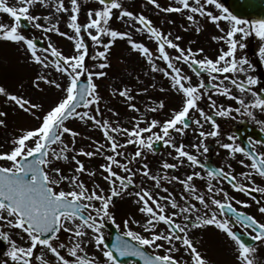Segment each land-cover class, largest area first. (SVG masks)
<instances>
[{
    "label": "snow or ice",
    "instance_id": "1",
    "mask_svg": "<svg viewBox=\"0 0 264 264\" xmlns=\"http://www.w3.org/2000/svg\"><path fill=\"white\" fill-rule=\"evenodd\" d=\"M148 2L164 13L186 15V19L196 25L197 33L201 31V27L195 16L198 14L206 18L223 33L213 36L212 39L223 41L227 46L226 50L221 48L215 59L206 55L197 59L198 54L204 51L202 48L193 51L191 47L187 49L181 47L179 43L169 38L171 33L165 34L147 16L128 10L124 0H97V7L86 10V22L79 21L81 0H69L70 7L65 5V0H55L54 4L52 0H19V7L9 6L6 0H0V12L8 14L13 21L11 24L0 23V41L18 45L24 49L30 61L39 65L41 69H54L63 81L58 82L46 74L36 75L33 81L35 88L42 91L40 84L43 83L62 93L47 110L42 109L40 102L9 93L5 87L0 86V94L37 122L32 127L21 129L19 134L12 138L11 148L6 152H0V161L10 163V166H0V225L6 224L9 228L19 230V239L25 241L24 244H18L16 240L10 238L8 232L0 231V239L10 244L7 256L13 264H33L36 250L41 254L35 256V259L40 260L42 264H48L45 256L49 253L54 257V264H120L118 256L138 257L142 264H212L206 255L198 250L197 242L190 237V230L205 229H215L225 235L232 245L235 264H257L256 248L249 244L244 236L264 243V222L254 215L238 210L233 201L236 205L244 207L249 205L246 201L230 196L228 191L214 185L212 181L214 179L218 183L226 181L232 189L244 194H250V185L240 183L230 170L229 164L227 166L229 171L223 168L209 169L206 192H201L195 181L205 180V177L195 169L197 167L203 169L205 165L196 154L185 150L183 143L179 145L175 143L172 133L185 135L190 122L203 128L200 119H193L190 116L192 110L198 112L203 121L209 122L212 127L209 132L201 130L200 137L219 135L220 126L216 119L199 107L198 102L204 96H207L212 107L216 109L215 116L218 117H230L233 112L242 111L248 117H253L254 109L264 112V95L254 90L258 79L248 74L253 65L246 57L238 58L236 55L238 48H245L244 39L254 34L261 41L259 55L264 59V19L251 21L241 19L219 0L203 2L177 0L178 6L163 7L158 0ZM35 5L52 7L55 13H68L67 27L72 30V34L60 30L58 19L51 23V15L42 17L39 14H32L31 10ZM208 6H214L219 10L218 14H214ZM114 17L115 21L134 23L129 25V28L121 30L114 26ZM22 18L43 33H56L67 37L73 42L72 54L65 55L51 42L43 49L38 48L36 40L21 31ZM41 19L49 23H41ZM221 21L227 23V30L221 27ZM133 30L146 33L149 39L155 41V50L134 39ZM85 34L92 44L97 46L94 55L90 57L94 61L92 64L86 63L89 48L85 42ZM180 39V36L175 37V41ZM118 40L125 42L130 52L137 53L145 60L153 73H161L167 78L169 88L180 97L179 107L171 110L169 118L147 120L144 114H140L139 117H132L133 126L128 128L122 127L119 121H116L114 126L101 116L102 97L96 80L107 75L104 69L110 67L111 49ZM169 50H175V54ZM157 61L163 62L164 66L158 65ZM178 63L187 65L200 78L198 83L193 84L192 77L184 73L182 68L177 66ZM205 73L206 78L203 75ZM223 73L245 74L244 79L239 75L230 78V85L238 90L237 94H233L230 87L224 86L222 80L210 86V82L219 80V74ZM224 79L229 77L226 76ZM149 87L155 88L156 85L153 83L141 88L137 94L147 93ZM163 91L164 88H160V92ZM210 91L236 101L239 106L233 108L231 105L228 107L217 105L212 96L208 95ZM132 93V88L123 87L114 89L112 95L123 98L128 109L140 113V108L132 102L134 100ZM249 94L251 99L246 102ZM164 108L165 101L160 100L155 107H150L147 111L155 113ZM6 115L0 111V117ZM70 120H79L86 126L90 125L93 129L100 130L103 142L92 140L91 144L94 145L92 150L85 147L77 149L76 140L81 133L67 125L66 122ZM142 123H146V126L141 127ZM0 126H5V119L0 118ZM145 133L148 135H143ZM117 135L126 137L123 143L117 141ZM66 137L69 138V143H65ZM229 140L233 142L220 146L228 150L230 156L234 157L240 153L247 158V162L241 159L239 163L249 171L241 172L239 175L249 182H252L256 175L264 177V152H257L254 147L245 149L236 144L232 136ZM154 142H163L175 152L173 160L176 162L164 161L163 169H177L179 165L185 163L192 169L184 179L178 176L171 178L182 185L180 200L183 203H178L171 193L167 196L154 195L146 187H139V190L134 192L129 191L130 187L135 185L134 178L137 175L150 179L157 188L160 187L162 180L168 179L167 174L163 177L153 175L147 163H143L141 168L132 166L137 158L143 160V150L154 151ZM127 145L137 146L130 158L122 151ZM249 145H252L251 140ZM191 147L197 153L202 147L205 152L208 151L202 141L199 144H192ZM70 152L76 154L69 157ZM97 155L102 156L105 161L99 164L98 170L86 168L85 163L77 158L84 156L91 159ZM118 157H123V161ZM69 160L75 165L71 176L63 175L59 167H52L54 162ZM115 169L122 170L124 174ZM50 172L55 175H50ZM82 174L89 178L99 176L108 186L107 191L95 179L93 186L89 188L81 179ZM65 180L71 185L70 190L58 189ZM253 190L264 193V187L255 186ZM163 191L168 193L169 190L163 188ZM122 196L135 198L133 202L143 216L142 231L147 234H141L129 226L130 223L140 225V220L124 219L123 231L116 235L115 242L109 246L105 243L102 228L106 220L116 223L110 206H114V198ZM193 201L198 202L199 207ZM258 211L264 215V206H259ZM160 224L164 226V230H158L157 226ZM237 225L244 229L243 233L234 230ZM116 227L120 228V224ZM62 231L70 236L66 242L60 240L59 234ZM88 245H92L99 255H89L86 251ZM181 248L187 254V260H181L176 256ZM3 264H9V261L5 260Z\"/></svg>",
    "mask_w": 264,
    "mask_h": 264
},
{
    "label": "rangeland",
    "instance_id": "2",
    "mask_svg": "<svg viewBox=\"0 0 264 264\" xmlns=\"http://www.w3.org/2000/svg\"><path fill=\"white\" fill-rule=\"evenodd\" d=\"M9 6H17L19 7V0H6ZM191 2V0H190ZM203 2V0H202ZM219 2L223 3L226 8L228 7V0H219ZM52 3H55V0H52ZM82 8L79 16L80 22H86L85 12L88 8L97 7V0H81ZM163 6H178L177 0H158ZM124 4L128 10H132L135 13H142L147 16L149 19L153 20L155 26L159 27L165 34L171 33L169 38L173 39L174 42H180L183 34L190 33L191 36L189 38L188 43H181V47L187 49L191 47L193 51H196L198 48H202L203 53L198 54L197 59L203 58L205 55L209 58L215 59V57L219 54V50L224 48L226 50L227 46L223 41L213 40V36L223 35L215 25L208 21L204 17H200L198 14L195 16V19L198 25L201 27V31L199 33L196 32V25H193L186 19V15L180 13H164L155 8L154 5H151L148 0H124ZM65 5L70 7L69 0H65ZM209 10H212L214 14H218L219 10L215 9L214 6H208ZM32 14H39L42 17L45 15H51L52 20L51 23H54L57 19L59 20V28L61 31L67 32L69 35L72 34V30L67 27V16L68 13H55L54 8L52 7H44L41 5H35L32 8ZM229 11H231L229 9ZM179 15V16H175ZM181 16V18H180ZM180 19V20H179ZM115 21V17L113 18ZM127 20V18H126ZM248 20V19H247ZM251 21V20H250ZM13 21L9 17L8 14L0 12V23L11 24ZM41 23L47 24L49 21H45L41 19ZM133 21L121 22L115 21L114 26L118 29L124 30L129 28V25L133 24ZM30 30H26L21 28V31L34 39H40L43 42L42 47H38L43 49L47 47L48 43L51 42L54 46H56L59 50H61L65 55L72 54L73 52V42L68 40L67 37H62L56 33H43L40 29H36L30 22ZM221 27L227 30L228 25L225 21L220 22ZM185 32V33H184ZM180 36L181 39L179 41H175V37ZM133 38L137 41L144 42L146 46H148L153 51L155 50V41L148 38L146 33L143 32H135L133 30ZM239 38V36H237ZM85 42L89 48V58H86V63L92 64L94 61L90 59L92 55H94V49L97 46H94L90 40V38L86 37L85 34ZM245 44L244 49H237V57H246L250 63L253 65V68L249 70L248 74L254 75L258 79V84L254 86V90H257L259 93H264V59L260 58L259 55V46L261 41L258 37H253L250 35L246 37L243 41ZM175 54V50H169ZM40 54V53H38ZM49 58L51 59L50 55ZM110 67L104 69L107 72L105 77L99 78L96 82L99 85L98 91L102 97L100 102L101 108V116L104 119L109 120L115 126V122L119 121L122 127L131 128L133 126L132 117H139L140 114H144L147 120L151 119H160L164 120L169 118L170 112L173 108H178L180 105V97L174 93L169 88V81L167 78L163 77L161 73H153L148 67L145 60H143L139 55L135 52L129 51V46L126 45L123 41H117L116 44L111 49V55L109 56ZM158 65L163 67L164 65L161 61H157ZM179 67L182 68V71L187 75L192 77V83H198L199 79L195 73L188 68L187 65L183 63H178ZM247 67V66H245ZM37 74H46L50 78L57 79L58 82L63 83L62 79L59 77V74L55 73L54 69H41L39 65H36L34 62L30 61L27 55L25 54L24 49L20 48L18 45L7 43L0 41V86L5 87V89L12 94H17L24 96L25 98L30 99L33 102H40L42 104V109L47 110L50 105L54 104L62 95L61 91L55 89L54 87H49L43 83L40 84V88L37 89L33 86V81ZM206 78L207 74H203ZM216 75V74H214ZM233 75H239L241 79L245 78V74H229L223 73L219 74L220 79L211 81V84L219 83L221 80L223 81L224 86H228L231 88L233 94H237L235 88L230 85V78ZM229 77V79H224V77ZM83 78V77H82ZM206 82H208L206 80ZM155 83V88H150L147 93L137 94L138 90L144 87H148L149 85ZM123 87H130L133 90L134 100L133 103H136L137 107L140 108V113H135L132 110L128 109L126 106V102L123 98L118 95L113 96L112 92L114 89H120ZM160 88H164L163 92H160ZM208 95L212 96L217 103V105H223L224 107H228L231 105L233 108L238 107L239 105L236 101L231 100L227 97L216 94L214 91H210ZM250 94L246 97L247 100H250ZM160 100L165 101V108L160 109L157 112H149L147 111L150 107H155V104ZM199 107L203 108V110L216 117V121L219 124V135L217 137H200L199 132L205 131L209 132L212 130L211 124L209 122L203 121V118L199 116L198 112H194L190 110V116L193 119H200L203 128H199L195 124H190V127L186 129L185 135L180 136L178 133H172L173 140L178 145L183 143L185 146V150L196 154L200 161H206L205 158L209 155L211 149L209 146L211 145L214 149V154L216 156V160L228 169V165L231 164V170H234L238 174V179L244 182L245 184L264 187V180L259 178L258 175L253 177L252 182L245 180L243 177L239 175L241 172L249 171V169L244 168L239 161L241 159H245L247 162V158L243 156V154L237 153L234 157L228 154V150L223 149L220 145L223 143H231L232 140H229V137L232 136L235 138V143L240 144V140L234 134L233 130L237 128L241 123L248 122L259 125L258 127L264 130V112H261L259 109L253 110V117H248L243 113H235L233 112L230 117H218L215 116V111L211 105V102L207 99V96L202 97V99L198 102ZM111 109V111H110ZM0 111L5 112L6 117H0L5 119V126H0V152H6L11 148V140L12 138L19 134L21 129L29 128L34 126L37 122L26 113H23L17 107L7 100V98L0 94ZM113 113H116L114 115ZM259 119L256 120V118ZM254 122V123H253ZM68 126L72 127L74 130H78L81 133L80 137H77L75 147L79 149L80 147H85L87 150H92L94 145L91 144L92 140H99L103 142L102 133L98 129H93L90 125L86 126L83 122L79 120H70L66 122ZM146 123H142L141 127H145ZM154 131H158V129H154ZM145 136L148 133L143 134ZM117 141L123 143L126 137L117 135ZM203 142L204 146L207 147L208 151L205 152L203 147L197 153L195 149L191 146L192 144H199ZM65 143H69V138H65ZM53 147H59L58 145H53ZM71 147V145H70ZM136 145H127L122 151L125 153L126 157H131L132 153L135 151ZM144 151V158H137V161H133L132 166L134 168H141L143 163H147L149 165V169L153 175H160L163 177L167 174L168 179L162 180L160 187H156L154 182L150 179L143 177L142 175H137L135 177V185L131 186L129 191H137L139 187H146L150 192L154 195L159 196H167L169 193L178 201V203H183L180 200V196L183 192L182 185L178 181H173L171 178L173 176H178L180 179H184L187 174H189L192 169H190L185 163L184 165H179L177 169H163L162 164L164 161L169 163H175L173 160V156H175V152L172 148L167 145L161 147L158 151L148 152ZM169 153H172L170 156ZM76 153L70 152L68 153L69 157ZM78 159H81L85 163V167L89 169L98 170V166L101 163H104V159L102 156H95L91 159L78 156ZM123 161V157H118ZM0 165L2 166H10V163L7 161H0ZM74 163L69 161H59L54 162L52 167H59L65 176L73 175ZM120 174H124L122 170L115 169ZM199 171L198 167L195 169ZM202 173V172H201ZM50 175H55L50 172ZM81 179L84 180L85 184L91 188L93 186V179L96 180L97 183H100L101 187H104L107 191L108 186L103 182L99 176L94 178H89L86 174L81 175ZM196 180L198 187L201 192H206L207 189V179ZM212 183L219 187H223L226 191L229 192L230 196H234L233 191L224 184V182H219L217 180H213ZM59 188H64L65 190H70L71 185L68 181H62L58 186ZM163 188H168V193L163 191ZM220 198V197H217ZM134 197L122 196L114 200V206H110V210L113 212L116 223L113 224L111 220H106L111 222L113 225L120 224V232L123 231L122 221L124 219L134 218L141 221L140 225L130 223V227L135 231L141 232V234L146 235L142 231L141 225L143 224V216L138 212L137 205L134 204ZM237 199V198H236ZM197 203L199 207V203ZM161 203H165L161 201ZM171 211V209H169ZM158 230H164V226L162 224L157 226ZM0 231H6L9 233L10 238L17 241L18 244H24L25 241L19 239L17 229L9 228L6 224L0 225ZM104 232L105 239L110 237V230L105 226L102 228ZM219 237L218 231L215 229H205V230H190V237L194 239L198 244V250H200L206 257L212 262V264H235V258L232 252V245L230 241L223 237L222 239ZM60 240L62 242H66L70 239L68 233L61 232L59 234ZM2 240V239H0ZM3 241L4 247L0 256V264H3V261H9V264H13L11 262L10 257L7 256V251L10 248V244L7 241ZM256 248L255 257L257 260V264H264V244L259 243L254 245ZM86 251L89 255L96 254L99 255L97 250L92 247V245H88ZM41 253L39 250H36L33 257V264H42L40 260L35 259V256H39ZM66 255V253H64ZM176 256L181 260H187L188 256L183 252L181 248L180 251L176 253ZM45 259L48 261V264H54V257L49 253L45 256ZM128 264H138L130 261Z\"/></svg>",
    "mask_w": 264,
    "mask_h": 264
},
{
    "label": "water",
    "instance_id": "3",
    "mask_svg": "<svg viewBox=\"0 0 264 264\" xmlns=\"http://www.w3.org/2000/svg\"><path fill=\"white\" fill-rule=\"evenodd\" d=\"M229 7L232 10V12L234 13V15H237L238 17H242V18H255V19H264V0H229ZM24 26L25 22L24 20H22ZM256 130H254L251 126H247L245 125L244 128L242 129H238L237 130V134H239L240 137H242L243 141L246 140V138L249 136V134L251 132H255ZM256 136L260 139H264V137L261 135V133H256ZM245 142V141H244ZM245 144V143H244ZM162 145V142H158L155 144L156 149H159ZM211 162L208 165L209 169H212L211 166ZM109 228H111L112 230V234H111V241H108L107 244H109V246H111L112 243L115 242V237L116 235H118V230L117 228L113 227L111 224H107ZM126 239H130V238H126ZM244 239L249 243V244H254V240H252L250 237L248 236H244ZM2 242L0 241V253L2 251ZM118 256V254H116ZM131 256L128 257H119L118 259L121 263H127ZM132 259H139L138 257H132ZM142 264V261H141Z\"/></svg>",
    "mask_w": 264,
    "mask_h": 264
},
{
    "label": "flooded vegetation",
    "instance_id": "4",
    "mask_svg": "<svg viewBox=\"0 0 264 264\" xmlns=\"http://www.w3.org/2000/svg\"><path fill=\"white\" fill-rule=\"evenodd\" d=\"M251 141H252L251 147H254L255 151L264 152V144L261 141H258L256 139H251ZM257 142H259V143H257ZM214 156H213V160L215 159ZM217 166H219L220 168H223L225 170V168L222 165H217ZM204 171H206V174H207V170L204 169ZM232 172H233L234 175L237 176V174L235 173L234 170ZM263 179H264V177H263ZM223 182L227 184L226 181H223ZM240 194L241 195L238 196L239 200L246 201L247 204L249 205V208L246 210L247 213H249L250 215H254L258 220L263 221L264 220V215H261L259 213L258 207L259 206H264V193L258 192V196L259 197L257 199L256 198L253 199V198L249 197L248 195H246L244 193H240ZM233 203H234V206L237 207L238 210L246 212L243 205H236L235 201H233ZM234 230H238V231H241V232L243 231L244 232V229L240 228L239 225H237Z\"/></svg>",
    "mask_w": 264,
    "mask_h": 264
},
{
    "label": "trees",
    "instance_id": "5",
    "mask_svg": "<svg viewBox=\"0 0 264 264\" xmlns=\"http://www.w3.org/2000/svg\"><path fill=\"white\" fill-rule=\"evenodd\" d=\"M184 33H185V32H184ZM185 36H190V34H189V33H185ZM184 41H187V39L184 38Z\"/></svg>",
    "mask_w": 264,
    "mask_h": 264
}]
</instances>
